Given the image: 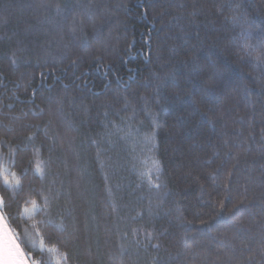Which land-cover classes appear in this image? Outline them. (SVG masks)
Returning a JSON list of instances; mask_svg holds the SVG:
<instances>
[{"label":"trees","instance_id":"trees-1","mask_svg":"<svg viewBox=\"0 0 264 264\" xmlns=\"http://www.w3.org/2000/svg\"><path fill=\"white\" fill-rule=\"evenodd\" d=\"M261 42L264 0H0V215L26 256L264 264Z\"/></svg>","mask_w":264,"mask_h":264},{"label":"snow or ice","instance_id":"snow-or-ice-1","mask_svg":"<svg viewBox=\"0 0 264 264\" xmlns=\"http://www.w3.org/2000/svg\"><path fill=\"white\" fill-rule=\"evenodd\" d=\"M235 19V17L233 18ZM260 48L264 49V42H261ZM241 53L244 56L251 57L253 55V46L249 44H245L241 48ZM240 53H238L239 55ZM256 59L258 61V66H264V51H261L258 56H256ZM187 67L190 68L191 71H193L197 76L200 75V69L198 68L195 59L193 58L190 62H184ZM216 78V72L214 66L212 69L208 72V75L205 79V87L202 89V91L199 94V100H197L196 95L188 92L187 97L190 100V102L195 106L194 109V115H202L203 110L199 107L200 104H207L208 98L213 96L215 94L213 84ZM165 81H161L160 84L157 85V87L164 86ZM178 86V85H177ZM179 98V97H178ZM14 163V161H13ZM27 170L25 169V172ZM39 171V170H37ZM15 175L14 173L12 174ZM5 184L8 183L7 177H5L4 180ZM17 184H19V181H17ZM33 208L36 207V201H32ZM223 207V203L221 202V208ZM7 204L5 202L4 197L0 196V210H6ZM222 215L221 212H215L214 216H220ZM5 220L4 215H0V222ZM6 227V226H5ZM36 227L35 225L33 226ZM43 243V242H41ZM4 260V264H43L41 260H37L35 258H28L26 256L25 250L21 247V243L17 242V239L12 238L8 235L7 232H5V244H4V252L2 256Z\"/></svg>","mask_w":264,"mask_h":264},{"label":"water","instance_id":"water-1","mask_svg":"<svg viewBox=\"0 0 264 264\" xmlns=\"http://www.w3.org/2000/svg\"><path fill=\"white\" fill-rule=\"evenodd\" d=\"M5 232H7V230L4 227L3 223L0 222V264H4V260H3L2 256H3V252H4ZM8 235H9V233H8Z\"/></svg>","mask_w":264,"mask_h":264}]
</instances>
